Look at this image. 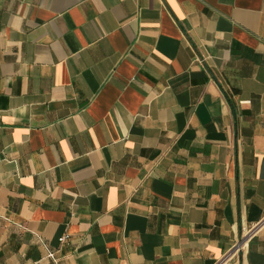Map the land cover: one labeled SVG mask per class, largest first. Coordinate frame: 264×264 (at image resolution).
<instances>
[{
  "label": "crops",
  "instance_id": "obj_1",
  "mask_svg": "<svg viewBox=\"0 0 264 264\" xmlns=\"http://www.w3.org/2000/svg\"><path fill=\"white\" fill-rule=\"evenodd\" d=\"M262 222L229 264H264V0H0V264H217Z\"/></svg>",
  "mask_w": 264,
  "mask_h": 264
},
{
  "label": "built area",
  "instance_id": "obj_2",
  "mask_svg": "<svg viewBox=\"0 0 264 264\" xmlns=\"http://www.w3.org/2000/svg\"><path fill=\"white\" fill-rule=\"evenodd\" d=\"M262 224L263 222L248 228H243L239 240L233 244L230 250L218 261L217 264H229L238 256V254L247 250L250 241L257 235ZM66 240L67 236L59 239V243L62 244ZM50 257H52V255H50Z\"/></svg>",
  "mask_w": 264,
  "mask_h": 264
}]
</instances>
